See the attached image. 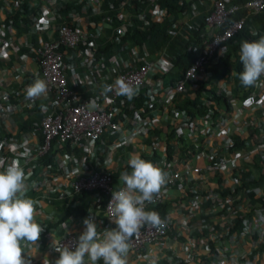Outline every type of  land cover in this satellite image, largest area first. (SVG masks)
<instances>
[{
	"label": "crops",
	"instance_id": "1",
	"mask_svg": "<svg viewBox=\"0 0 264 264\" xmlns=\"http://www.w3.org/2000/svg\"><path fill=\"white\" fill-rule=\"evenodd\" d=\"M15 1L0 0V50L5 52L4 56L0 54V160L5 165L14 161L19 163L18 159L27 157L39 143L40 136L35 128H29L27 120H33L31 124H34L35 119L47 112L52 104L49 96L40 97L34 101L26 98V89L35 79L39 78L34 47L40 40L53 36L52 27L48 24L42 26L37 34L26 33L24 29L17 31L15 27V30L11 29L12 27L9 26L11 24H7L10 20V14L7 11L9 8L11 11L16 9ZM134 1L138 2V0H120L117 6L113 7L110 1L92 0L90 5L82 6L79 11L81 23L87 22L90 29L97 30L98 35L104 37L107 29L113 30L119 24L120 18L129 22L136 11ZM185 1L192 3L189 9L191 17L196 12L197 14L204 13V5L208 2V0H200V6L196 7L195 0ZM96 15H102V17L95 21L93 17ZM113 17L117 20L114 27L112 26ZM187 17V13L177 14L174 24L185 23ZM73 52L63 51V74L81 97L87 98L94 92H102L104 85H112V78L110 75L106 76L108 73L105 71L98 74L97 83L89 81V74L92 72L90 67L82 57L76 56L74 50ZM198 77H202V75L199 73ZM249 93L263 95V97L257 105L245 108L242 106L244 97L238 101L234 96L231 98L228 93L230 108L228 110L219 108L223 119L213 121L209 124L210 127L206 126L205 129L202 128L203 125L201 128H188V121L198 124L202 119L198 117L187 120L186 116L174 111L171 106L170 111L175 115L170 116V121L167 123V117L159 115L164 98L163 95H160L158 109L154 115L149 117L147 127L140 131H134L130 141L127 139L130 136L129 129H122L118 132L117 138L111 142L113 147L105 149L101 155V163L95 166L108 169L111 174L113 173L115 187L123 183L119 180L121 173L118 171L122 166L128 165L130 156L132 154L139 155L140 152H150L151 143H147L146 138L150 136L154 138L153 132H149L151 129L162 131L160 136L162 141L158 146L156 145V152L159 155L158 163L175 161L177 169H180L184 164L191 167L203 166L207 154L220 151L226 143H231L229 147L231 152L238 150L240 153L235 169L217 172L220 177V185H217L215 173L202 171L189 177L183 176V181L187 179L189 181L183 183L182 189L168 188L162 203L165 205V217L169 221L172 220L173 225L170 222L171 229L163 240V247L159 248L157 244L151 243L145 245L138 254L128 251L127 264H164L165 261L173 262L174 258H180L186 264H218L219 262L230 263L243 260H249L253 264H264V253L258 256L257 239L253 238L255 229L260 225V219L263 217L264 207L257 202L250 203L246 194L248 191H253L255 196L263 193L261 189L264 185V163L259 160L258 166H253L249 160L253 158V156L250 157L251 154L257 155L258 158H264V76H261L256 84L248 87L247 94ZM41 105L45 106L43 110ZM236 111L238 116L232 117L231 114ZM250 123H253L255 127ZM20 126H26V129ZM169 128L173 129L174 133L183 136V140L176 141L177 146L192 145V154L183 161H178L173 156L170 161L165 162L164 146L162 145H164L165 130ZM222 128L227 129L223 135ZM240 140L244 146H233L234 142ZM117 147H121V151L115 155L113 149ZM53 149L56 151L52 163L37 164V160L31 162L32 172L26 181V184L31 182L37 185L38 189H33L34 196L31 198L36 202L37 215L35 219L45 229L37 241L38 247L29 245L25 248L24 255L40 259L48 264L59 257V252L52 247L56 239L69 231L82 232L85 227L83 220L91 212L94 213L99 232L103 233L105 230L113 228V224L107 221L99 209L101 196L94 191L85 192L78 199L74 197L79 201V204L83 203L85 207L82 216H68L58 224L53 223L58 214L57 205L53 202L59 200L52 197L46 198L44 194L50 186L64 188L68 178L62 171L55 173L52 177H46L43 175L44 166L61 163L63 170H72L75 175H78L82 171L83 164L80 153L77 156L72 152L69 154L60 144H55ZM245 166L249 169V179L257 180L261 176V185L253 183L244 190L238 188L235 193L230 191L224 195L215 191L218 186L228 187L230 190L237 187L241 182L240 169ZM189 188L194 192H204L203 199L209 198V204L201 208L200 202L203 199H192L193 197L188 194ZM190 197L191 203L193 202L192 211L187 203V200L190 202ZM236 212L240 213L241 222L246 219L248 223L244 224L245 230L228 234L227 229ZM201 232L204 234H200ZM225 233H227V237H223L222 240L218 238ZM207 240L212 241L211 248L207 246ZM252 251L254 252L252 258L248 257ZM85 261L86 264H90L87 257H85ZM97 264H103V262L98 261Z\"/></svg>",
	"mask_w": 264,
	"mask_h": 264
},
{
	"label": "built area",
	"instance_id": "2",
	"mask_svg": "<svg viewBox=\"0 0 264 264\" xmlns=\"http://www.w3.org/2000/svg\"><path fill=\"white\" fill-rule=\"evenodd\" d=\"M73 1L82 2V6H85L90 5L92 0ZM138 1L145 3V7L137 13L138 19L144 20L147 15L156 20H161L165 17V10L158 7L157 0ZM65 2L70 1L52 0L50 2H42L41 0H25L26 9L35 8L34 17L26 28V33L37 34L39 29L47 24L52 27L53 36L40 40L34 47L38 77L46 81L48 87L47 96L50 97L52 104L51 108L39 118L35 127L41 138L39 143L27 157H21L18 160L26 176L29 177L33 167L31 162L43 156L50 146L68 142L70 147H80L81 160L83 162L80 174L75 175L72 170H63L61 163L55 162L56 164L44 166V176L52 177L55 173L62 171L64 176L68 178L64 188L50 186L47 188L44 197H52L56 200H69L82 192L94 191L101 196L99 209L103 212L107 221L113 224L112 229H114L117 225L110 216V209L107 206L112 199L113 191L124 187V183L115 187L110 170L95 166L101 163L100 155L95 148L99 135L105 130L111 134L128 128L130 136L127 139L130 141L134 131H140V129L147 127L149 117L154 115L157 110L156 104H159L160 95L166 98L163 102L170 100L184 89V84L188 80L197 78L199 73L204 75L202 71L203 64L207 60H213L214 56L218 57L223 54L226 49L224 42L237 30L241 29L247 19L256 13L264 12V0H244L228 6H225L223 0H208L204 5L205 12L203 15V27L206 38L202 42L201 49L190 61L179 80L172 84L164 85L161 82V75L166 74L171 65L163 48L150 52L147 48L141 46L140 55L137 56V60H134L135 62L132 64L123 66L115 56L109 57L108 61L103 63L101 57L95 56L97 46L95 37L98 35V31L88 28L85 21L81 23L80 10L70 9L65 16H60L57 13V8L60 3ZM22 3L23 0H16L14 5L18 8ZM238 10L241 12L239 16L228 19L231 13ZM7 12L10 14L12 12L11 8ZM57 17L62 18L61 22H56ZM65 18L71 20L74 24H68L64 20ZM126 23H128L126 20L120 18L119 24L114 27L113 33L117 37L122 36ZM8 24H11L10 20ZM9 26L14 29L12 25ZM58 47L73 49L76 56L83 58V61L92 71L89 74V81L92 83H97L98 74L105 71L108 73H105L106 76L110 75V78H112V85L117 79H124L134 87H137L138 90L145 89L148 98L133 111L131 117L127 118L125 115H122L121 118L115 117L117 110L113 107V103L120 95H117L115 90H113L107 94H103V91L94 92L87 98H83L77 90L70 89L63 74V52ZM0 54L4 56L5 52L0 50ZM262 97L263 95L253 93L246 94L242 99V106L252 108L258 104ZM93 103L97 107H92ZM162 106L163 103H161V108H166L165 105ZM211 107L217 112L215 119L211 120L206 114L202 120H199L198 124L188 121L187 127L201 128L203 125L202 128L205 129L206 126L210 127L209 124L213 121L222 120L223 115L220 109L215 104H211ZM231 116L237 117V111L232 113ZM186 119L189 120L190 118L187 117ZM250 124L254 126L253 123ZM221 131H223V135L227 129L222 128ZM230 146L231 143H226L220 151L208 153L207 159L201 167H191L184 164L180 169H169L170 163H166V167L162 169L166 173V184L162 187L155 198V202L152 204L162 203L168 188L176 187L177 189H182L184 186L183 176L189 177L202 171L215 173L217 171L233 170L240 153L238 150L231 152L229 150ZM112 147L111 143L106 148L111 149ZM30 188L38 189L37 185L31 182L27 183V192ZM74 203L79 204V201L74 199ZM89 215L94 216V213L91 212L87 216ZM160 218L163 221V227L145 224L131 238L128 251L138 254L145 245L151 243L157 244L159 248L163 247V240L170 228V221L166 217L160 216ZM242 223L247 225L248 221L244 219ZM259 224L255 229L257 241L264 239V213ZM41 226L45 229L43 225ZM81 233L69 231L56 239L52 247L59 243L72 247ZM30 259L31 264H42L40 259L34 257H30ZM218 264H253V262L243 260L230 263L219 262Z\"/></svg>",
	"mask_w": 264,
	"mask_h": 264
},
{
	"label": "trees",
	"instance_id": "3",
	"mask_svg": "<svg viewBox=\"0 0 264 264\" xmlns=\"http://www.w3.org/2000/svg\"><path fill=\"white\" fill-rule=\"evenodd\" d=\"M110 1L111 6H117V3L120 0H104V2ZM225 6L234 3H240L244 0H223ZM158 7L160 9L165 10V17L161 20H156L151 18V16L147 15L144 20H140L137 18V12L142 10L145 7V3L143 1H134V8L136 11L133 13L134 15L129 19V22L124 25L123 34L120 37H117L114 33H112V29H107L105 34V38L100 35H96V50L95 56L102 57V62H106L110 56H114V51L120 50L121 53L125 51H130V47L123 45L124 42H129L132 46L137 47H145L150 52L163 48L165 55L167 56L170 62V69L166 74L161 75V80L164 84H172L175 81L179 80L182 77L183 71L186 69L190 61L194 58L196 53L201 49L202 42L206 38V34L204 32V23H203V15L204 13L197 14L194 13V16H190V6L191 1L185 0H157L156 1ZM196 7L200 6V0H195ZM82 2L77 3L75 1L60 3V6L57 8V13L60 16H65L70 9L81 10ZM187 13V20L185 23L174 24L176 20L177 14ZM240 11H235L228 16V19H233L240 15ZM33 9H26L25 0L23 3L18 6V8L14 9L10 13V21L11 25L17 29V31H21L22 29L26 30L29 23L32 21L34 17ZM112 16V15H111ZM102 17V15H96L93 19L98 20ZM62 18L57 17L56 22H61ZM68 24L73 25L74 23L65 18L64 19ZM112 26L116 25L115 17L112 18ZM146 21V22H145ZM8 24V22H7ZM87 27H89L87 23ZM94 30V29H93ZM255 31L257 33L256 36L252 35V32ZM260 36H264V12H259L254 14L251 18L247 19L243 25V27L237 32H235L231 37H229L225 42L226 49L221 56H214L213 60H207L203 66L202 71L204 73V78L197 77L195 79L188 80L184 84V89L173 96L171 100L172 108L174 111L183 114L184 116L194 119L201 118L207 114L211 120L215 119L217 116V112L212 109L211 104H215L218 108L223 110H228L230 108V100L228 98V93L226 90H223L220 86L219 81L222 80H230V85L228 90L231 93L238 94L242 93L243 97L248 92L246 87L242 85L239 80V73L243 70V65L240 60L239 52L241 42L244 40H256L259 39ZM36 38V37H34ZM21 49V48H20ZM60 51H68L73 52V49H64L63 47H58ZM67 81V80H66ZM67 86L70 89H74L73 86L67 81ZM87 96V95H86ZM148 98L147 92L145 89L138 90V93L132 98L128 99L124 96H119L114 100L113 107L117 110V114L115 117H131L133 111L139 107L142 102ZM40 116H38L35 120L34 124H31L33 120L28 119L29 128L33 129L37 126ZM21 128H25L26 126H20ZM28 128V127H27ZM149 132H153L154 138L152 136L146 138L147 143H151L150 152H140V156L143 159L151 160L155 164H157L161 169L166 167V163L159 164L158 159L159 155L156 152V145L161 143V130L151 129ZM118 133L113 132L109 134L106 130L103 131L99 135V139L96 141L95 148L97 153L101 155L104 153L108 144L113 142L117 138ZM40 136V135H38ZM39 139H41L39 137ZM179 140H183L182 135H178L174 133L173 129L165 130V138L163 140L164 146V157L165 162H168L172 159L173 156L176 157L178 161H183L188 158L192 152V145H188L186 147L177 146V142ZM61 146L65 147V150L70 154L71 152L74 155H78L81 152L80 147H70L68 142H64ZM233 146L242 147L244 146L242 140L239 142H234ZM54 146H50L46 153L37 159V164L39 163H52L53 158L55 157V151L53 149ZM178 150V151H177ZM256 156V155H255ZM259 160L264 163V158H258L257 160L254 157L250 160V164L253 166H258ZM235 169V168H234ZM244 169V170H242ZM241 171V182L237 187H234L233 190H230L228 187H217L215 191H218V194L224 195L231 191V193H235L237 189L244 190L249 187L250 184L258 183L261 185L262 179L261 176L257 178V180L249 179V169L245 166ZM131 171L128 165H124L119 168L120 173L123 171ZM218 172V171H217ZM217 172H215L217 185L221 184L220 177ZM113 177V173H112ZM189 181L184 180L183 182ZM191 181V180H190ZM264 181V180H263ZM263 193L261 195L255 196L253 191L246 192L250 203L257 202L260 206L264 207V185H263ZM85 192L81 194L75 195V198H80L81 195H84ZM188 194L195 199H203L204 192H194L189 188ZM30 198L34 196V191L32 188L28 190L26 193ZM74 197L69 200H59L53 202L57 205L58 214L57 218L53 223H59L63 221L68 216L79 217L84 214L85 207L83 203L75 204ZM210 202L209 198L203 199L200 202V207H206ZM101 203V202H100ZM99 203V204H100ZM146 210H154L160 216L165 218V205L163 203L151 204L148 205ZM217 228V226H215ZM243 231L244 224L241 222L240 213L236 212L234 217L232 218L231 225L227 229V233H233L238 231ZM227 233L223 236H219V239H223V237H227ZM200 234H204L201 232ZM257 235L254 233L253 238H256ZM256 245L264 247V239ZM207 246L212 247V241L207 240ZM253 251L248 254V257L252 258ZM262 252H260L261 254ZM259 254V255H260ZM164 264H186L180 258H174V261L171 263L163 262ZM39 264V263H37ZM42 264H48L42 262ZM54 264V262L50 263Z\"/></svg>",
	"mask_w": 264,
	"mask_h": 264
},
{
	"label": "clouds",
	"instance_id": "4",
	"mask_svg": "<svg viewBox=\"0 0 264 264\" xmlns=\"http://www.w3.org/2000/svg\"><path fill=\"white\" fill-rule=\"evenodd\" d=\"M256 36L255 31L252 32ZM218 43V42H217ZM222 51V50H221ZM243 70L239 80L243 86L256 84L264 76V36L244 40L239 52ZM115 90L117 95L132 99L138 88L124 79L114 85H104L103 94ZM48 87L43 79H35L26 89V98L36 100L47 97ZM44 105H41L42 110ZM92 107H97L95 103ZM131 171H123L119 180L124 187L113 191L108 206L116 228L98 231L93 215L84 218V229L74 246L59 243L53 248L59 252L54 264H127L126 256L131 238L145 224L163 227V221L154 210H146L166 184V173L151 160L132 154L128 160ZM28 177L17 162L5 165L0 160V264H31L25 248L37 245L44 228L35 219V201L26 195Z\"/></svg>",
	"mask_w": 264,
	"mask_h": 264
},
{
	"label": "rangeland",
	"instance_id": "5",
	"mask_svg": "<svg viewBox=\"0 0 264 264\" xmlns=\"http://www.w3.org/2000/svg\"><path fill=\"white\" fill-rule=\"evenodd\" d=\"M42 2H44V1H46V2H50V1H52V0H41ZM31 9H33V10H35V8H31ZM15 29V28H14ZM123 45H125V46H128V47H130V51H125L124 53H121V51L118 49V50H116V51H114V56L120 61V64L121 65H127V64H132V63H134L135 61L134 60H137V56L138 55H140V52H141V50H140V48L139 47H137V46H132V45H130V43L129 42H124L123 43ZM104 63V62H103ZM202 78H204V75H202ZM219 83H220V86H221V88L223 89V90H226L227 91V93H229V96L231 97V98H233V96H234V98H236L238 101H240L242 98H243V94L242 93H240V94H234V93H231L229 90H228V88H229V85H230V80H220L219 81ZM246 90L248 91V87H246ZM248 93V92H247ZM246 93V94H247ZM165 98V97H164ZM164 98H163V100H164ZM166 106V108L165 109H163V108H161L160 106V111H159V115L160 116H164V117H167V120H166V122L167 123H169V121H170V119H169V117L170 116H174L175 114H172V112L170 111V106H172V104H171V100H166L165 102H163V106ZM162 106V107H163ZM156 107H157V109H158V104H156ZM163 146V145H162ZM121 147H117V148H114L113 149V151L116 153L115 155H117L120 151H121V149H120ZM249 153V152H248ZM255 154H251L250 155V157L251 156H253L254 157V159L255 160H257V155L256 156H254ZM251 160V159H250ZM249 160V161H250ZM248 161V162H249ZM175 161H172L171 163H170V165H169V169H177L178 168V166H177V164L176 163H174ZM262 190V189H261ZM191 199V197L189 198V200ZM192 200V199H191ZM191 200H190V202L187 200V203H188V205H189V208H190V210L192 211L193 210V206H192V204H193V202L191 203ZM195 206V205H194ZM194 209H195V207H194ZM185 210H187V208H185ZM262 213H264V211L262 212ZM171 222V225H173V223H172V220L170 221ZM174 222H175V220H174ZM179 223V222H178ZM171 229V226H170V228H169V230ZM169 230H168V232H169ZM258 241H260V242H262L263 240H258ZM260 242H258V244L260 243ZM261 244V243H260ZM257 252H258V256H259V254H260V252H262V253H264V247H261L260 248V246H258L257 247Z\"/></svg>",
	"mask_w": 264,
	"mask_h": 264
}]
</instances>
